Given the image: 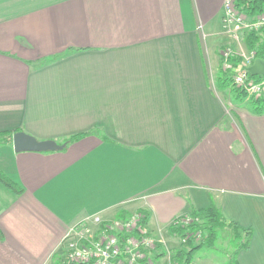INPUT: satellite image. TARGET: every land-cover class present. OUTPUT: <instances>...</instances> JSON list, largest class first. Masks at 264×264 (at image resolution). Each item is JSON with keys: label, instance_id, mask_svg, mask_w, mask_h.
<instances>
[{"label": "crops", "instance_id": "0c3cea01", "mask_svg": "<svg viewBox=\"0 0 264 264\" xmlns=\"http://www.w3.org/2000/svg\"><path fill=\"white\" fill-rule=\"evenodd\" d=\"M225 2L0 0V133L66 144L0 147L23 189L0 182V264H62L71 227L136 212L163 264L174 220L211 205L252 232L238 264H264V114L221 85Z\"/></svg>", "mask_w": 264, "mask_h": 264}, {"label": "built area", "instance_id": "2783aa9c", "mask_svg": "<svg viewBox=\"0 0 264 264\" xmlns=\"http://www.w3.org/2000/svg\"><path fill=\"white\" fill-rule=\"evenodd\" d=\"M251 0H226L223 29L231 39L221 51L223 73H233L232 86L249 99H264V78H254L249 73L257 52L239 51L233 47L245 41L248 34L264 33V12L250 17L238 4ZM234 60L239 61L235 71ZM201 221L192 214L178 216L172 228L182 231L178 236L180 246L189 242L199 243L204 238L199 227ZM62 245L66 252L62 264H157L156 254L163 242L150 230L147 216L142 212L125 219L106 220L101 214L89 216L69 229ZM172 263L178 262L170 259Z\"/></svg>", "mask_w": 264, "mask_h": 264}, {"label": "trees", "instance_id": "16d2710c", "mask_svg": "<svg viewBox=\"0 0 264 264\" xmlns=\"http://www.w3.org/2000/svg\"><path fill=\"white\" fill-rule=\"evenodd\" d=\"M239 9L242 12H245L250 17H255L264 12V0H251V1H243L238 4ZM245 44L248 51H256L257 56L264 57V33L256 34L251 33L248 34L245 38ZM239 61L234 60V68L235 71L239 69ZM225 75H228L224 73ZM221 79V78H220ZM223 80H220L222 83L221 85H225L226 87H230L232 83V78H227L226 76L222 77ZM227 84V85H226ZM233 89V86H232ZM235 92L241 95V97L246 95L238 89H235ZM253 111L256 114L263 115L264 114V99H250ZM17 132H3L0 133V147L6 146L11 144L13 141V136ZM86 136V134H81L77 136L70 137L66 142L72 143L75 141L80 140ZM0 182L15 192L16 194H22L23 189L19 187L16 183H14L6 174L0 171ZM192 215L198 217L201 221L199 227L203 230L204 238L199 243L189 242L186 246H183L177 251L175 260L178 264H193L194 255L197 251L203 248H213L217 242L218 234L220 231L231 230V234L233 237V241L237 246L235 253L233 254V260L231 264H238L236 257L239 250H248L250 247V238L252 236L251 230H241L240 227L233 223L226 220L219 210L214 206L211 205L210 208L206 210L200 211H192ZM171 232L174 235L182 236L183 233L180 230H176L171 227ZM1 239V234H0Z\"/></svg>", "mask_w": 264, "mask_h": 264}, {"label": "rangeland", "instance_id": "374dc122", "mask_svg": "<svg viewBox=\"0 0 264 264\" xmlns=\"http://www.w3.org/2000/svg\"><path fill=\"white\" fill-rule=\"evenodd\" d=\"M232 74L233 73L231 72L228 73L230 78ZM219 89L221 90V88ZM229 89L231 93L233 94L230 97H232L235 101L243 102V106L245 108H250V106H252L251 101L247 96L241 97V95L239 96V94L235 92L234 88L232 89V83ZM230 234H231V230L220 231L218 234V239H217L214 249L208 250L207 248H205V250H202L200 253H198L196 257L194 256L193 261L197 264H201L200 263L201 260H205L206 258H209L210 256H212V260L215 262V264H231V262L229 261V258L233 256V253L235 252L237 246L235 245L233 241V237ZM176 242L178 243L176 245H178L179 247L180 246L179 238H177ZM160 250H161V247H160ZM170 253H171L170 251H167V254L163 257V261H162L163 264H175L170 261L172 257V254ZM176 253L177 252H175L174 256L176 255ZM173 260L175 261V257L173 258Z\"/></svg>", "mask_w": 264, "mask_h": 264}, {"label": "water", "instance_id": "95a60500", "mask_svg": "<svg viewBox=\"0 0 264 264\" xmlns=\"http://www.w3.org/2000/svg\"><path fill=\"white\" fill-rule=\"evenodd\" d=\"M251 76L264 77V60L256 59L249 68ZM13 147L16 153L23 152H56L62 151L66 144L59 145L55 141H39L35 137L24 132H18L13 136Z\"/></svg>", "mask_w": 264, "mask_h": 264}]
</instances>
